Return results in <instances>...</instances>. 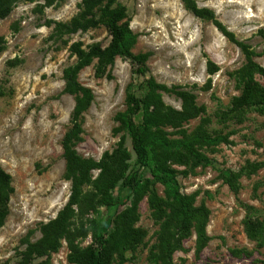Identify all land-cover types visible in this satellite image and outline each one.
<instances>
[{
    "label": "rangeland",
    "instance_id": "374dc122",
    "mask_svg": "<svg viewBox=\"0 0 264 264\" xmlns=\"http://www.w3.org/2000/svg\"><path fill=\"white\" fill-rule=\"evenodd\" d=\"M200 7L211 8L219 21L256 55L252 60L264 66L260 55L264 42V0H195ZM130 18L131 30L138 34L132 52L150 55L144 74L134 73L136 65L116 57L111 79L94 76V60L78 74L79 82L92 89L94 99L84 114L83 140L78 153L100 162L105 154L124 150L128 170L137 166L126 125L115 120L124 111L127 92L141 96L144 81L152 77L167 86L189 91L197 115L179 128L166 127L171 138L184 130L189 143L207 155L211 163L197 166L193 173L178 175L181 192L195 195V204L209 210L206 233L209 240L198 256L195 234L183 241L173 254L175 264H264V246L247 238L243 222L247 216L264 218V109L248 107L238 115H226L231 100L241 92L237 72L245 64V55L215 26L187 12L179 0H121ZM81 0L18 1L9 15L0 20V166L12 178L14 191L9 200V214L0 229V264H18L29 245L41 242L44 226L53 221L70 195V181L64 177L65 161L61 139L70 125L74 97L62 93V70L74 62L68 46L73 41L83 45L99 42L105 46L110 35L104 26L85 32L51 39L46 20L66 22L79 10ZM255 80L264 86V78ZM162 101L176 111L184 104L174 95L162 92ZM140 122L141 116H134ZM198 128L223 141L205 145ZM247 163L261 164L250 175L239 179L233 192L223 172L238 171ZM182 169L183 167H178ZM100 169L92 170L93 179ZM91 188V187H87ZM159 194L162 187L156 184ZM251 207L252 209H248ZM72 219L75 243L86 246L92 240L94 211H78ZM101 212L104 209H100ZM137 226L145 231L143 242L134 252H126L123 264H151V246L156 241L158 223L151 215L147 197L138 202ZM100 213V212H99ZM245 249L251 256H235L231 250ZM67 241L47 264L67 262ZM46 256H34L30 264H42Z\"/></svg>",
    "mask_w": 264,
    "mask_h": 264
},
{
    "label": "trees",
    "instance_id": "16d2710c",
    "mask_svg": "<svg viewBox=\"0 0 264 264\" xmlns=\"http://www.w3.org/2000/svg\"><path fill=\"white\" fill-rule=\"evenodd\" d=\"M18 1L20 0H0V20L9 15ZM120 1L81 0L78 12L70 20L45 21V25L51 27L49 37L54 41L100 25L110 35V41L105 46L99 42L83 45L81 41H73L68 46L74 62L62 70V93L74 97V106L70 114V125L61 139V147L65 161L64 177L70 181V195L56 218L44 226L42 241L29 245L18 264H30V259L34 256H46L41 263L47 264L51 254L58 252L63 239L67 241L66 259L70 264H123L127 260L125 253L134 252L145 237V231L136 225L140 218L138 202L143 196L147 197L151 215L159 225L156 241L148 256L151 264H175L172 257L174 252L183 248V241L192 232L195 234L197 256L209 240L206 233L209 210L203 203L195 204L194 194L181 192L177 176L193 173L195 167L207 166L211 160L189 143V136L184 130L177 131L180 137L171 138L172 133L165 129L179 128L184 120L203 111L202 107L195 105L189 91L180 86L158 83L149 77L143 83L144 92L141 96L127 92L126 107L115 115V120L126 125L136 169L127 171L125 160L129 156L122 149L110 155L105 154L100 162L85 158L76 150V146L83 140L84 114L94 99L92 89L79 82V72L95 60L94 76L111 79V68L116 57H124L136 65L134 73L144 74L147 71L145 65L150 53L132 52L138 34L131 30L126 6ZM179 1L194 17L210 21L245 55L246 62L237 72L241 92L232 98L226 115H238L248 107L264 109V86L255 80L256 74L264 78V66H259L252 60L255 52L247 44L237 40L217 19L211 8L200 7L195 0ZM258 33L264 42V29ZM4 47L3 39L0 38V53ZM260 55L264 57V46ZM162 92L181 99L183 110L176 111L164 104ZM136 115L141 116L140 122L134 120ZM196 134L205 145L223 141L221 136L210 137L203 128H198ZM260 165L247 163L236 172L225 170L223 178L236 193L241 176L254 173ZM94 169H100V172L93 179ZM156 184L162 187V194H159ZM13 191L11 175L0 166V229L9 214V200ZM75 208L80 212L88 210L98 214L91 221L92 240L83 247L75 243L73 236L72 219ZM102 208L103 212L100 211ZM243 225L247 238L254 241L257 247H263L264 218L247 216ZM231 252L235 256H251V252L245 249H233Z\"/></svg>",
    "mask_w": 264,
    "mask_h": 264
}]
</instances>
